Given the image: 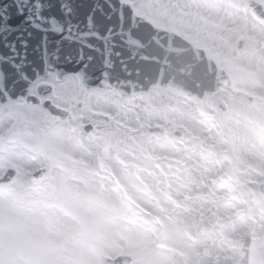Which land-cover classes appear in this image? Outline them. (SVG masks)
Instances as JSON below:
<instances>
[{
    "label": "snow or ice",
    "instance_id": "1",
    "mask_svg": "<svg viewBox=\"0 0 264 264\" xmlns=\"http://www.w3.org/2000/svg\"><path fill=\"white\" fill-rule=\"evenodd\" d=\"M0 264H264V0H0Z\"/></svg>",
    "mask_w": 264,
    "mask_h": 264
}]
</instances>
